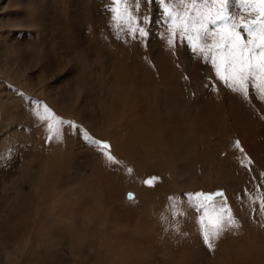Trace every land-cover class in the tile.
Returning a JSON list of instances; mask_svg holds the SVG:
<instances>
[{"label": "rangeland", "instance_id": "rangeland-1", "mask_svg": "<svg viewBox=\"0 0 264 264\" xmlns=\"http://www.w3.org/2000/svg\"><path fill=\"white\" fill-rule=\"evenodd\" d=\"M165 6L125 0L128 25L114 0H0V264H264V98ZM217 192L237 226L209 248L188 194Z\"/></svg>", "mask_w": 264, "mask_h": 264}, {"label": "snow or ice", "instance_id": "snow-or-ice-1", "mask_svg": "<svg viewBox=\"0 0 264 264\" xmlns=\"http://www.w3.org/2000/svg\"><path fill=\"white\" fill-rule=\"evenodd\" d=\"M165 6V13L173 25V36L179 30L181 37L185 38L194 50L210 60L214 66L217 78L233 91L248 96L250 89H255L264 98V0H241L243 9L251 10L256 15L245 21L231 15L229 7L231 0H161ZM204 3L203 8H196V3ZM116 13L114 19L118 24L133 25L134 20L128 13L127 7L121 11L120 5L125 0H114ZM193 5L191 10L185 8L182 12L176 5ZM172 5L173 7H169ZM195 13L194 15L192 13ZM129 31L146 35L139 27H130ZM172 43V40H169ZM41 120H49V133L58 132V125L64 121L55 117L46 106L43 114L37 113ZM51 138V135L50 137ZM99 144L98 141H91ZM102 148L109 146L104 143ZM239 147V142H237ZM107 158H114L108 154ZM156 178L145 181L152 184ZM189 199L195 201L193 205L197 211L203 209L200 217L205 244L212 248L210 239L217 238L227 226H237L231 215V210L225 204L219 209L211 202L216 196H223L222 192L214 194L195 193L188 194Z\"/></svg>", "mask_w": 264, "mask_h": 264}, {"label": "bare ground", "instance_id": "bare-ground-1", "mask_svg": "<svg viewBox=\"0 0 264 264\" xmlns=\"http://www.w3.org/2000/svg\"><path fill=\"white\" fill-rule=\"evenodd\" d=\"M98 160V159H97ZM12 207V206H11ZM10 208V207H9Z\"/></svg>", "mask_w": 264, "mask_h": 264}]
</instances>
